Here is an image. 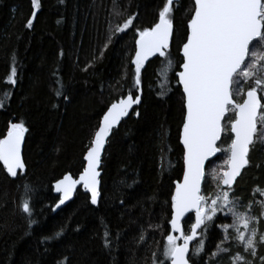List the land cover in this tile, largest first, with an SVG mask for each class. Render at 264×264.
I'll use <instances>...</instances> for the list:
<instances>
[{
  "label": "trees",
  "instance_id": "trees-1",
  "mask_svg": "<svg viewBox=\"0 0 264 264\" xmlns=\"http://www.w3.org/2000/svg\"><path fill=\"white\" fill-rule=\"evenodd\" d=\"M40 2L33 28L27 29L31 0H0V139L12 122H23L28 129L23 151L26 170L12 178L0 164V264H57L65 256L71 264H152V253L162 249L170 232V197L183 173L179 135L184 101L166 62L155 58L142 69L141 104L135 109L140 115L134 111L107 143L98 206L93 207L88 194L79 189L72 202L53 213L58 201L53 184L67 174L76 178L82 172L102 115L130 89L136 91L131 64L136 32L120 33L105 47L110 28L114 30L128 15H137L136 30L150 29L167 0H115V6L114 0ZM174 2L170 58L175 66L181 60L192 1ZM13 53L18 71L15 87L7 83ZM89 64L92 67L84 71ZM57 90L63 95L57 96ZM223 123L226 131L218 145L222 149L231 137L227 118ZM226 159L227 153L221 151L214 161L222 165ZM25 184L34 190L30 206L37 223L31 228L20 209ZM234 187L241 202L252 201L253 214L259 215L255 201L264 200V143H256L250 166ZM257 188L260 191H254ZM202 190L214 193L215 186L202 185ZM188 217L194 222L192 215L187 216L186 232ZM259 228L264 231V221ZM60 230L61 239H46ZM105 230L114 241L110 249L103 247ZM218 237L219 230L210 228L206 251L216 250ZM239 250L233 247L232 253ZM261 255L264 245L258 247L254 264H259ZM193 260L200 264L199 257ZM223 264H230L227 257Z\"/></svg>",
  "mask_w": 264,
  "mask_h": 264
},
{
  "label": "snow or ice",
  "instance_id": "snow-or-ice-1",
  "mask_svg": "<svg viewBox=\"0 0 264 264\" xmlns=\"http://www.w3.org/2000/svg\"><path fill=\"white\" fill-rule=\"evenodd\" d=\"M31 6L33 11L25 24L27 29L33 28L41 8L40 0H31ZM175 11L174 0H167L158 13V22L150 29L136 30L137 15H128L114 30L110 28L105 47L120 33L129 29L136 32L138 38L131 59L136 91L130 89L126 97L112 103L103 115L84 156L86 167L79 183L85 192L90 193L91 205L98 206V177L105 145L121 120L129 116L134 106L141 104L138 93H142V69L150 57H156L162 63L166 62L170 76L182 90L184 119L179 143L183 151V176L182 181L175 183L170 197V232L162 249L152 253V264H194L193 257H199L200 264H223L225 257L230 264H254L258 247L264 245V231L259 228L264 221V200L255 201L261 209L259 215H255L253 202L243 204L234 185L242 171L250 166V152L256 143H264V0H192L186 37L180 50L181 60L174 66L170 44ZM116 14L123 15L119 11ZM15 60L13 53L7 78V83L13 87L18 76ZM90 67L91 64L83 70ZM56 94L63 95L59 90ZM4 95L10 99L7 91ZM64 98L68 99L66 95ZM0 107H3L2 101ZM134 114L140 115L139 111ZM226 118L230 123L231 137L228 147L222 149L218 141L226 131L223 123ZM27 131L23 122H12L6 136L0 139V162L12 177L25 168L21 148ZM221 151L227 153V159L224 164L216 165L211 158ZM171 166L168 161V167ZM77 183L66 175L55 184L56 192L62 193L56 208L72 199ZM213 184L214 193L206 194L202 190V185L211 189ZM33 195L32 187L23 185L20 209L29 228L37 223L32 218L34 213L30 206ZM261 195L264 196V191ZM188 213H194L195 222L188 217L190 228L186 232L182 221ZM225 217L229 219L226 221ZM210 228L219 230L215 251H206ZM63 235L60 230L46 239L59 240ZM119 240L120 236L116 234L115 241ZM144 242L142 229L139 243ZM113 244L111 233L105 230L103 247L110 249ZM233 247L241 250L232 253ZM258 259L259 264H264V255ZM57 264L71 262L65 256Z\"/></svg>",
  "mask_w": 264,
  "mask_h": 264
},
{
  "label": "water",
  "instance_id": "water-1",
  "mask_svg": "<svg viewBox=\"0 0 264 264\" xmlns=\"http://www.w3.org/2000/svg\"><path fill=\"white\" fill-rule=\"evenodd\" d=\"M192 1V0H191ZM188 24V23H187ZM173 34H174V32H173ZM172 39H173V37H172ZM171 43H172V40H171ZM171 45V44H170ZM181 50V49H180ZM134 54H135V52H134ZM134 58V57H133ZM156 57H150L149 58V60L148 61H146V63H145V66L150 62V61H152L153 59H155ZM182 91V90H181ZM126 97V96H125ZM116 102H118V101H116ZM113 103H115V102H113ZM139 105H137V106H134V110L133 111H131L130 113H129V116L130 115H132V113L135 111V109L138 107ZM109 107H110V105H109ZM108 107V108H109ZM107 108V109H108ZM107 109H106V111H107ZM106 111L104 112V114L106 113ZM103 114V115H104ZM103 115H102V117H103ZM129 116L128 117H125V118H123L122 120H121V122H120V125L126 120V119H128L129 118ZM102 117H101V119H100V122H101V120H102ZM100 122H99V124H100ZM119 125V126H120ZM119 126H117V128L119 127ZM117 128H115V129H117ZM182 128V127H181ZM114 129V130H115ZM98 130V129H97ZM113 130V131H114ZM111 137V136H110ZM110 137H109V139H110ZM219 143H220V141H218V145H219ZM181 145V144H180ZM106 146H107V144L105 145V149H106ZM181 147H182V145H181ZM105 149H104V152H103V155H102V158H103V156H104V153H105ZM23 151H24V142H23V144H22V148H21V155H22V159H23ZM88 151V150H87ZM87 153V152H86ZM86 153H85V155H86ZM220 153L221 152H218L217 153V155L215 156V157H212L211 159L212 160H215V159H217L218 158V156L220 155ZM84 155V156H85ZM83 161H84V168L86 167V161L84 160V158H83ZM23 162H24V160H23ZM0 164H1V166L3 167V169H5L4 168V166H3V164H2V162H0ZM25 164V163H24ZM102 165V164H101ZM84 168H83V170H84ZM6 170V169H5ZM26 170V165H25V168H24V170H23V172ZM83 170H82V172L76 177V178H74V177H72L71 175V177L74 179V180H76L78 183H77V185H76V190L74 191V193L72 194V199H70V200H67L66 202H65V204H63V205H61L60 206V208H56L55 206H56V204L59 202V198L62 196V193H58V192H56V190H55V184L57 183V182H59L60 180H62L65 176H63L61 179H59L58 181H56L54 184H53V193H54V195L55 196H57L58 197V201H57V203L55 204V206L53 207V209H55V210H53V213H57V212H59L61 209H63L64 207H66L70 202H72L73 200H74V198H75V195H76V193H77V191L80 189V190H82V191H84V189H83V185L81 184V183H79V177H80V175L83 173ZM206 170H207V165H206ZM7 171V170H6ZM99 171L101 172V175H100V177H98V179H99V181H100V184H99V191H100V186H101V176H102V171H101V168L99 169ZM244 171V170H243ZM243 171H242V173H243ZM19 173H21V171L20 170H18V174ZM18 174H17V176H18ZM67 175H69V174H67ZM10 176V175H9ZM16 176V177H17ZM182 176H183V173H182ZM182 176H181V179H180V181H182ZM10 177H12V176H10ZM12 178H15V177H12ZM239 179V177L237 178V180ZM176 183V182H175ZM175 183H174V189H175ZM85 192V191H84ZM85 193H87V192H85ZM173 193H174V190H173ZM172 193V194H173ZM88 194V196H89V201H90V193H87ZM100 198V197H99ZM91 204V203H90ZM98 204H99V200H98ZM93 206V205H92ZM93 207H97V206H93ZM189 215H192L193 216V219H194V213H188L187 215H186V217H185V219L187 218V216H189ZM183 222L184 221H182V225H183ZM195 222V221H194ZM193 222V223H194ZM169 228H170V224H169ZM176 235H178V234H176ZM180 243H182V241H179ZM193 244L195 243V241H193L192 242Z\"/></svg>",
  "mask_w": 264,
  "mask_h": 264
}]
</instances>
